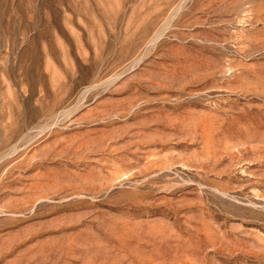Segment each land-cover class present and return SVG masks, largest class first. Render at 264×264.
Segmentation results:
<instances>
[{
    "label": "rangeland",
    "instance_id": "1",
    "mask_svg": "<svg viewBox=\"0 0 264 264\" xmlns=\"http://www.w3.org/2000/svg\"><path fill=\"white\" fill-rule=\"evenodd\" d=\"M0 264H264V0H0Z\"/></svg>",
    "mask_w": 264,
    "mask_h": 264
}]
</instances>
